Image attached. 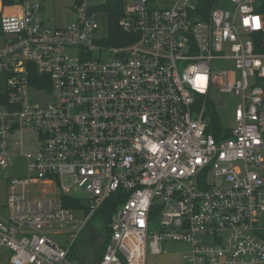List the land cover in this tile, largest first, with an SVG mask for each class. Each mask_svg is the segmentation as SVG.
I'll return each instance as SVG.
<instances>
[{
  "label": "built area",
  "instance_id": "2783aa9c",
  "mask_svg": "<svg viewBox=\"0 0 264 264\" xmlns=\"http://www.w3.org/2000/svg\"><path fill=\"white\" fill-rule=\"evenodd\" d=\"M218 1L133 0L119 21L130 42L109 46L86 0L55 26L43 0H0V165L18 153L33 172L11 180L0 216L9 264H79L71 248L108 205L90 264H147L167 242L190 244L186 264H264V14ZM231 92L236 126L218 138L208 101ZM58 227L68 248L46 233Z\"/></svg>",
  "mask_w": 264,
  "mask_h": 264
},
{
  "label": "rangeland",
  "instance_id": "374dc122",
  "mask_svg": "<svg viewBox=\"0 0 264 264\" xmlns=\"http://www.w3.org/2000/svg\"><path fill=\"white\" fill-rule=\"evenodd\" d=\"M45 4V17L48 22L55 25L66 24L73 20L72 6L76 0H43ZM104 0H86L88 5L95 6L102 3ZM133 0H128L129 4H132ZM172 0H151V4L154 6H166L169 5ZM256 7L260 6L264 10V0H255ZM217 7L231 9L233 4L230 0H219ZM98 22L100 25L97 33L99 38L109 37V23L108 15L105 11L98 12ZM4 39L0 37V46ZM222 99L225 100L226 105H221ZM47 100H51V97H47ZM241 102V96L231 93H215L210 96L208 101L207 112L213 111L220 119L221 124L226 128H232L236 126L235 110L238 104ZM224 135V134H223ZM221 135V137L223 136ZM33 174L30 170L29 160L25 155L14 154L11 163L8 167L0 165V216L6 215L7 209V196L9 191L10 182L13 178L19 176H28ZM69 183V180H66ZM264 191V189H263ZM58 193L57 186H48V190L43 193ZM73 193L83 199L85 194L79 189H73ZM260 223L264 225V213L259 216ZM159 219L155 220L158 223ZM92 227H95L99 233H105L107 229V222L102 216L94 217L90 223L85 226L78 236L76 243L71 248L70 260L79 262L80 256L87 250L88 239L92 231ZM72 228L70 227H58L47 229L46 233L54 240L59 242L65 247H69L71 243ZM166 250L163 253L152 255L149 253L148 264H186L185 254L191 250L190 244L186 242H168L166 244ZM10 250L6 247H0V264H9L8 256Z\"/></svg>",
  "mask_w": 264,
  "mask_h": 264
},
{
  "label": "trees",
  "instance_id": "16d2710c",
  "mask_svg": "<svg viewBox=\"0 0 264 264\" xmlns=\"http://www.w3.org/2000/svg\"><path fill=\"white\" fill-rule=\"evenodd\" d=\"M216 2V0H202V7H212V5ZM128 5V0H104L102 3L92 6L93 9L98 11H105L108 15V23H109V37L105 38L101 41L104 45L109 46H117L121 44H125L130 42L129 39H127V35L124 33L122 28L120 27L119 21L123 15V12L125 8ZM258 11L263 12L264 10L259 6L257 7ZM255 42H256V48L260 52H264V31L260 32L255 35ZM9 74H6L4 76H0V103L6 102V96H7V78L9 77ZM34 75L32 74V78L34 79ZM210 120V125L208 130L214 132L216 137L221 138V135L230 134V130L226 127H224L218 115L214 113L213 111L207 112L206 115ZM68 205H77V201L74 200H68ZM114 208V205H108L106 209H104L106 213V220L110 221L111 211ZM80 264H85L82 259L79 260Z\"/></svg>",
  "mask_w": 264,
  "mask_h": 264
},
{
  "label": "flooded vegetation",
  "instance_id": "af4514ba",
  "mask_svg": "<svg viewBox=\"0 0 264 264\" xmlns=\"http://www.w3.org/2000/svg\"><path fill=\"white\" fill-rule=\"evenodd\" d=\"M109 238V231L106 229L105 233H99L97 230L90 234V238L88 240V246L90 245L88 255L93 257H98L101 254L103 247L106 245ZM89 257L83 256V261H88Z\"/></svg>",
  "mask_w": 264,
  "mask_h": 264
},
{
  "label": "crops",
  "instance_id": "0c3cea01",
  "mask_svg": "<svg viewBox=\"0 0 264 264\" xmlns=\"http://www.w3.org/2000/svg\"><path fill=\"white\" fill-rule=\"evenodd\" d=\"M44 13H45V7H44ZM263 14H264V11L262 12ZM74 15V14H73ZM74 19V18H73ZM48 20V19H47ZM106 222L108 223L109 221L108 220H106ZM107 230H108V227H107ZM109 231V230H108ZM89 240V239H88ZM168 243V242H167ZM167 243H165L163 246H164V250H163V252H165V250H166V244ZM89 249H90V245L88 246V243H87V250H86V252L84 253V254H82V256H80V258H79V260H81V259H83V256H86V257H89V258H91V257H93V256H90V255H88V251H89ZM103 249H104V247H103ZM103 249H102V251H103ZM162 252V253H163ZM102 253V252H101ZM100 255V254H99ZM98 255V256H99ZM152 255H157V254H152ZM148 257H149V254H148V256H147V264H148ZM83 261V260H82ZM85 264H90V263H88V261H83ZM185 262H186V259H185ZM79 263V262H78ZM80 264V263H79Z\"/></svg>",
  "mask_w": 264,
  "mask_h": 264
}]
</instances>
